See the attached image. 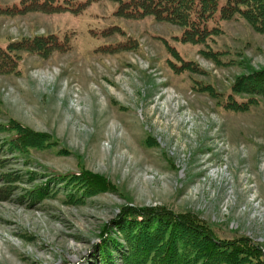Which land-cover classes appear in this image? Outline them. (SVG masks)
Instances as JSON below:
<instances>
[{
    "label": "rangeland",
    "instance_id": "rangeland-1",
    "mask_svg": "<svg viewBox=\"0 0 264 264\" xmlns=\"http://www.w3.org/2000/svg\"><path fill=\"white\" fill-rule=\"evenodd\" d=\"M117 3L0 15L3 45L47 34L70 43L47 58L20 52L18 71L0 75V124L46 135L19 151L0 127V264H103L105 245L114 264H130L127 247L157 248L162 234L120 222L127 206L189 213L219 239L244 235L264 251V97L232 111L194 87L225 96L238 76L264 68V33L237 18L203 44L181 43L178 26L118 17ZM166 44L195 71L175 73Z\"/></svg>",
    "mask_w": 264,
    "mask_h": 264
},
{
    "label": "trees",
    "instance_id": "trees-1",
    "mask_svg": "<svg viewBox=\"0 0 264 264\" xmlns=\"http://www.w3.org/2000/svg\"><path fill=\"white\" fill-rule=\"evenodd\" d=\"M98 0H18L11 5H0V15L15 16L30 12L46 14L71 12L79 14L92 2ZM117 7L113 14L118 17L137 20L146 16L180 28L174 38L181 43L203 44L222 33L220 23L231 19H244L254 31L264 33V0H115ZM114 28L100 31L107 35ZM126 44H120L122 48ZM167 51L174 58L170 67L175 73L186 70L195 71L196 64L185 60L179 52L168 44ZM70 48L67 37L60 39L55 34L35 35L29 38L12 40L5 45L0 43V75L16 73L21 60L20 52L35 54L47 58L54 51L65 52ZM195 90L206 91L214 97L219 96L221 104L232 111H246L251 105L264 97V68L252 70L236 78L230 91L224 96L211 85L197 86ZM7 131L14 132L10 145L19 151L27 147L39 146L46 141V135L24 126L16 120L0 124ZM88 183L102 186L104 181L98 176L81 175ZM120 222L132 220L138 228L145 226L148 237L160 240L159 247L149 245L144 250L127 247L133 259L151 256V264H214L216 259L225 264H264L263 249L247 236L222 240L205 223L189 213L175 214L169 210L153 207L127 206L122 210ZM155 229L154 232L151 230ZM102 244H106L105 241ZM132 244V243H131ZM152 244V242L150 243ZM106 245L100 248L103 264H114ZM181 252V253H180Z\"/></svg>",
    "mask_w": 264,
    "mask_h": 264
}]
</instances>
